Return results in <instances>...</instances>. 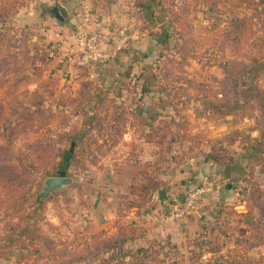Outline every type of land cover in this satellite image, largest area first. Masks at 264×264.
<instances>
[{"label":"rangeland","instance_id":"1","mask_svg":"<svg viewBox=\"0 0 264 264\" xmlns=\"http://www.w3.org/2000/svg\"><path fill=\"white\" fill-rule=\"evenodd\" d=\"M12 1L13 7L8 6L5 15L0 17V35L12 54L21 59L26 53L30 59L27 63L19 61L12 73L0 74V132H7L0 137V159L17 160L12 163L18 166L15 172L0 175V192L3 190L0 195L10 201V208L4 212L6 216L10 214L15 220L23 214L24 219L31 217L33 222L37 221L45 257L37 259L33 254L29 259L27 244L3 248V238L7 235L4 226L8 224L3 213L0 215L3 218L0 264H68L67 260L73 256L87 253V247L93 249L96 242L114 235L120 225H133L145 233L126 243L123 252L143 250V254L155 256L158 251V260L149 264H199L209 254L200 259L190 258L193 248L188 244L203 226L215 224L217 211L231 203L235 209L227 226L233 236L225 240L222 253L232 250L235 257L243 255L254 263L264 264V224L260 239L254 240L251 231L255 221L249 222V226L247 222L242 223L246 221L243 215L246 207L236 206L238 192L264 185V122L258 124L255 116L248 117L247 88L242 89L238 103L221 98L200 101L194 87L190 88L187 83L193 79L216 88L215 80L225 76L227 66L212 38L216 37L218 28L233 23L234 15L243 16L238 6L249 8L253 0H245L244 4L239 0H145L146 14L130 24H137L134 28L139 30L144 24L150 45L132 50L128 59L116 52L110 56V69L109 60H93L75 44L77 25L84 12L89 10L94 14L92 23L102 13L95 0L83 3L79 0H0ZM103 1L107 5V0ZM130 2L135 1L110 0V13L117 11L119 17L126 15L128 20H119L115 27L125 29L127 34L130 31L127 23L134 15ZM56 8L66 9L63 20L55 15ZM244 20L250 23V18ZM115 30L119 41V31ZM129 39L120 46V51ZM109 70L110 77H106ZM261 77L259 84L263 87L264 73ZM250 78L247 76V83ZM143 84L148 88L145 93L141 92ZM84 86L85 90L99 88L108 93L109 102L105 101L100 115L105 132L101 131L97 140L100 149H94L98 162L87 160L81 165L72 160L61 171L62 175L53 154L57 148L65 150L69 134H74L61 137L62 128L70 132L79 126L81 117L70 106L76 105L75 95ZM90 99L89 106H92L96 99ZM110 103L123 107L126 113L124 129L115 133L110 130ZM227 103L235 114H223ZM37 106L46 114L32 127L12 135L11 128L25 120L26 114ZM136 106L157 108L169 129L161 131L165 134L163 143L144 140L149 128H143L135 117ZM47 120L49 124L45 125ZM254 129L260 134L256 135ZM183 131L202 132L207 140L195 146L182 139ZM228 133H235L232 139L238 136L240 139L227 146L228 155L219 156L214 170L208 169L204 165L205 155L220 152V149H211L209 138ZM110 138L115 144L106 150L104 142L110 143ZM241 139H245L244 145L239 143ZM157 164V176L163 180L161 189L149 197L148 206L139 210L141 214L135 209L128 210L139 183L138 171L147 165L154 171ZM19 169L27 175L25 178L16 173ZM60 176L70 178L71 183L39 197L45 180ZM203 176L210 177L213 190L193 210L181 217L173 216L182 208L189 189ZM222 227L225 229L224 223ZM47 238H52L55 246H44ZM106 256L94 254L73 264H106ZM129 259L126 255L125 260Z\"/></svg>","mask_w":264,"mask_h":264},{"label":"trees","instance_id":"2","mask_svg":"<svg viewBox=\"0 0 264 264\" xmlns=\"http://www.w3.org/2000/svg\"><path fill=\"white\" fill-rule=\"evenodd\" d=\"M239 2L241 4L246 3L245 0H239ZM251 4L253 5H249V8L238 6L237 8H239L240 11L241 9L243 10V16L239 17L234 15L233 23L225 28H218V32H215L214 34L216 37L212 38V41L216 45L217 52L221 54V58L224 59L227 66L225 76L223 78H216V88L213 85H208L204 82H196L193 79H190L187 83L190 88L194 87V94L200 101H203L205 98H212L216 100L221 98L238 103L242 97V89L247 88V94H245V97L250 106L248 117L251 118L255 116L256 123L260 124L264 122V88H260L259 86V80L262 78L261 76L264 73V0H253ZM13 5L14 1L10 3L0 2V17L5 15L8 6L12 8ZM246 17L250 18L249 24H247L244 20ZM175 27L178 29L176 24ZM2 37L3 35H0V74L7 75L12 73L17 68L19 61L27 63L30 58H28L26 53H23L21 59L15 54H12L11 50L6 47L4 43L5 40ZM210 53L214 55L213 50H211ZM167 60L168 62L170 61V59ZM168 62H166L167 65ZM155 68H157V66H155ZM169 73L171 74V71H169ZM247 76H251L248 83ZM186 79L188 78H184L183 80ZM86 86L79 90L78 96L75 95L74 99L77 101L76 105L70 106L71 109H77L78 114L81 117L79 126L76 131L70 130V132H67L65 128H62L64 130H61L63 131L60 134L61 137H65L69 133L74 134H69V137L66 140L67 147L65 150L57 148V150H55V154H53V156L57 159V164L59 163V167L56 168L60 173L63 170L65 171L68 164L75 159L80 162L81 165H85L87 160L91 163L98 162L94 149H100V145H97V140L99 141L98 137L101 134V131L105 132L102 128L103 123L100 115L104 112L103 106L105 101L107 100L109 102L108 93L99 88L91 91L89 90L90 87H88L87 90H85ZM145 86L146 84H143L142 89ZM142 89L141 92L145 93L148 88L146 87L143 90ZM219 94H221V96L218 98ZM90 97H95L96 99L92 106H89L91 100ZM74 99L72 100L75 101ZM37 107L38 108L35 110L26 114L28 117L25 120L19 122L18 125L11 128L10 131L12 135L18 134L21 131L32 127L36 120L42 118L46 114L45 110L42 109L41 106ZM225 107L226 112H223V114H235V111H231L229 108L230 103L225 104ZM134 113L135 117L140 120L143 128H149L144 140L149 143L153 141L156 143H163L165 134H161V131L167 132L169 129L167 124L163 121V118L159 116L157 108L150 107L145 109L136 106ZM125 121L126 113L124 108L110 103L111 132L115 133L116 130L119 131L124 129L126 123ZM48 124L49 122L47 120L45 125ZM159 125H162V127L157 128ZM235 132L239 133L240 131L235 130ZM6 133V131L0 132V137H4ZM232 134L228 133L224 134L222 137L209 138L208 141L210 142L211 149H220V152L218 153H224L221 155L214 152L207 153L205 155V162H212L215 165L218 163L219 156L225 157L228 155L229 151L227 150V146L231 145L233 141L240 139L239 136V138L237 137L235 140L232 139ZM182 136V139L195 146H201L207 140L205 134L202 132L190 133L189 131H183ZM106 141L107 142H104L106 150L110 149L115 144V140L113 138H110V143L108 140ZM244 141L245 139L239 141V143L244 145ZM212 143L217 144V146H214ZM103 154L101 153V155ZM1 159L0 175L15 172V167L18 166L12 162H17V160ZM158 167L159 166L157 164L154 171H150L148 169V165L140 168L137 173L139 183L137 184L136 192L129 206H127L128 210L135 209L136 213L139 214V210L143 206H148L149 197L161 189L163 180L161 177L157 176V172L159 170ZM16 173H19L18 175H21L23 178L27 176L23 175L20 169L17 170ZM61 174L63 175V173ZM22 177L19 179L21 180ZM194 187L190 188L189 191ZM15 194L17 195L16 192ZM2 195L10 197L11 193H2ZM7 198L8 197H1L0 195V215L2 216L6 209L10 208L8 206L10 201ZM237 200L238 203L236 206L246 207V212L243 214L246 217V221L242 220V223L247 222V225L249 226V222L253 223L255 221V224L252 225L253 231H251V236L254 240L260 239L262 226L264 224V185L251 188L249 191L247 189L241 190L238 192ZM5 205H7V207ZM3 207L6 208L2 212ZM233 209H235L234 204H225L215 214V224L210 227L203 226L201 228L202 231L191 239L188 244V247L193 248L190 252V258L200 259L209 254V257L205 258V260L199 264H257L250 261L248 258H243V255L235 257L234 254H232V250L222 253V248L226 245L225 240L233 236H231V232L228 230L229 226H227V224H230L229 221L231 219L229 217ZM255 211L256 216L254 215ZM249 217L251 218L250 220ZM6 218L8 219V224H5L4 232L7 231V235L3 238V248L6 249L13 244L14 247L19 244H27V252L30 253L28 255L29 259L33 257V254L37 256V259L44 258L45 254L42 252L43 240L42 243L39 241V225L37 224V221L33 222L31 217L24 219L25 216H23V214H20L15 220L11 219L10 214L8 216L5 214L4 219ZM2 219L0 221H2ZM222 223H224L225 229H223ZM132 226L120 225L114 235L105 240L96 242L93 249L87 247V253L79 256H73L70 260H67L68 264L83 261L90 255L94 254H106V264H149L150 262H153V260L157 261L158 251H155V256L146 253L143 254V250L130 249L123 252L124 245L126 243L136 237L138 238V236L143 237L145 235L144 231H140ZM45 240L47 244L44 246H49L48 248H51L56 244L52 238H47ZM54 254L55 253H52V255ZM126 255L130 256L128 261L125 260ZM150 255L151 260L149 259ZM173 264H178V262Z\"/></svg>","mask_w":264,"mask_h":264},{"label":"crops","instance_id":"3","mask_svg":"<svg viewBox=\"0 0 264 264\" xmlns=\"http://www.w3.org/2000/svg\"><path fill=\"white\" fill-rule=\"evenodd\" d=\"M72 1L76 2V0H72ZM79 1L83 3L84 0H79ZM95 1L98 4V8H97L98 11H101L102 13L97 14L98 18L96 19L95 23L94 22L92 23V28L100 30V32L102 33V35H103V48L105 49V51L108 54L113 52L114 55H115L116 52H119V53L121 52L120 55L121 56L123 55L124 57H126L128 59L129 57H131V53L130 52H132V50L135 51L134 49H137V50L138 49H143L144 46L150 45L149 39H147V34H148L147 32L148 31L145 30L144 24L142 23L141 30L136 29V27L134 28V26H136L137 24H135V25L130 24V23H133V20H137V21L140 20L141 16H143V14H146L145 10L148 8V5L146 4L145 0H134L135 2H137L136 4H135V2H132V3L130 2L132 4L131 8L134 11V15H133V19L131 18L130 22L127 23L129 25L128 27L130 29V31H129L130 39L125 44V48L122 49V51H120L121 50L120 48L117 49V46L119 45V41L117 39L116 30L115 29H118V28L115 27V26L120 21L124 20L123 22H125V19L127 20L126 15L125 16L123 15L122 16L123 18H122V17H119V14H118L117 11H112V13H110V0L106 1L107 5H104L105 2L103 0H95ZM113 1L115 2V0H113ZM86 3H88V2H86ZM134 4L137 7L134 8V6H133ZM137 4H139V5H137ZM88 5H90V4H88ZM139 6H141V7H139ZM101 7L104 8V9H101ZM105 10H107V13L105 12ZM110 14H112V15H110ZM139 27H140V23L138 24L137 28H139ZM136 34H138V36ZM111 35H113L114 37H111ZM154 45H156V43ZM121 59L124 60L123 57H121ZM108 60H109L108 66H109V69H110V58H108L107 60H104V61H108ZM116 65H118V64H116ZM106 77H110V70H109V73L107 72ZM260 81H261V79L259 80V83H260ZM259 86L262 87L260 84H259ZM262 88H264V86ZM254 130L256 131V135L260 134V132L257 131L258 129H254ZM204 165L208 169H213L214 170V168H216V165H214L212 162H205Z\"/></svg>","mask_w":264,"mask_h":264},{"label":"built area","instance_id":"4","mask_svg":"<svg viewBox=\"0 0 264 264\" xmlns=\"http://www.w3.org/2000/svg\"><path fill=\"white\" fill-rule=\"evenodd\" d=\"M94 19V14L86 10L79 21L76 29L75 44L76 46L83 51H86L93 60H107L110 56H114V53H107L103 48V35L100 30L93 29L91 23ZM118 35L120 37L119 45L117 49L125 42V40L130 35L126 33L125 29L118 28ZM213 190V184L209 176H203L198 185L191 189L183 202V206L178 210L173 216L181 217L189 210H193L197 203L202 200V198Z\"/></svg>","mask_w":264,"mask_h":264},{"label":"water","instance_id":"5","mask_svg":"<svg viewBox=\"0 0 264 264\" xmlns=\"http://www.w3.org/2000/svg\"><path fill=\"white\" fill-rule=\"evenodd\" d=\"M66 13L65 8H56L55 15L60 19L63 20L64 14ZM71 183V179L67 177H49L45 180V185L42 188L39 197H46L48 193L56 188H61L63 186H67Z\"/></svg>","mask_w":264,"mask_h":264}]
</instances>
